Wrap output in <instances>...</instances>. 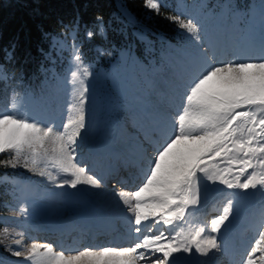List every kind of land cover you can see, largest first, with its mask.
I'll use <instances>...</instances> for the list:
<instances>
[{"label": "snow or ice", "instance_id": "snow-or-ice-1", "mask_svg": "<svg viewBox=\"0 0 264 264\" xmlns=\"http://www.w3.org/2000/svg\"><path fill=\"white\" fill-rule=\"evenodd\" d=\"M162 3L145 0V7L160 14ZM167 18L185 30L192 46L177 88L156 109L150 134L136 143L134 163L141 182L133 185L134 191L115 193L134 242L130 247L57 251L51 243L25 245L23 233H18L13 244L19 250L9 251L22 258L21 264H181V258L193 252L215 256L224 251L221 237L232 223L236 204L257 191L264 197V20L258 36L250 32L243 48L225 55L202 37L196 20ZM98 30L102 34L103 26ZM77 33L78 25L71 31L75 70L67 81L73 87L66 122L57 128L30 116L13 92L0 109V168L27 169L58 188L100 189L103 178L89 174L88 165L76 159L87 127V79L92 75ZM94 35L85 32L87 39ZM0 78L7 79L2 68ZM214 194L223 197L220 214L195 224L196 210ZM26 212L20 209L21 215ZM251 228L257 238L241 264H264V205Z\"/></svg>", "mask_w": 264, "mask_h": 264}, {"label": "rangeland", "instance_id": "rangeland-1", "mask_svg": "<svg viewBox=\"0 0 264 264\" xmlns=\"http://www.w3.org/2000/svg\"><path fill=\"white\" fill-rule=\"evenodd\" d=\"M125 1L118 0L123 9ZM162 5L175 8L180 15L199 22L202 37L215 43L225 55L243 48L249 33L259 31L264 20V0H249L247 7L232 0H163ZM100 25L103 26L102 34L98 30ZM88 30L96 33L92 39L85 37ZM71 31L53 36V49L47 53L50 64L40 73L11 78L0 64L7 76L6 80L0 78V109L7 106V98L15 92L18 100L23 102V110L30 116L50 121L57 128L66 122L73 87L67 81L70 72L75 70L71 64ZM77 36L84 63L92 75L87 79V127L78 141L76 159L81 166L88 165L89 174L102 177L107 190L87 185L58 188L36 173L23 172L20 175L18 171L19 175L7 176V180L2 176L0 186L5 192L9 213L0 214L3 230L8 229L0 242V264H21L22 258L12 255V251L19 250L13 244L20 238L18 233H23L25 245L51 243L57 251L84 246H114L108 245L105 237L100 236V229H91L87 222L101 216L104 208H109L101 195L103 192L135 190L132 175L135 172L140 174L134 163L136 143L150 134L147 121L152 120L156 109L165 104V96L158 92L157 87L163 85L173 94L184 69L186 54L192 46L186 32L181 34L177 45L164 41L160 36L151 38L139 32L137 35L132 33L127 41L119 35L116 40H120V46L116 47L111 44L103 21L78 29ZM99 74L100 83L96 87ZM114 165L117 169L109 171L105 181L103 168ZM107 181L109 183H105ZM222 201V195H212L196 210L194 223L219 215ZM256 205L259 207L255 213L251 210ZM262 205L264 197L259 191L236 204L234 218H230L232 223L221 237L224 251L211 257L198 256L199 263L230 264L226 245L231 244L228 238L236 236L237 229L240 239H244L247 245L242 256L239 255L242 260L257 238V230H253L251 224L259 216ZM22 207L27 208L23 215L20 214ZM121 218L117 215L115 221L120 223ZM133 242L131 237L117 246L130 247ZM189 262L190 256L181 258V264Z\"/></svg>", "mask_w": 264, "mask_h": 264}, {"label": "trees", "instance_id": "trees-1", "mask_svg": "<svg viewBox=\"0 0 264 264\" xmlns=\"http://www.w3.org/2000/svg\"><path fill=\"white\" fill-rule=\"evenodd\" d=\"M232 1L247 7L249 0ZM124 5L125 9L118 0H0V64L11 78L40 73L50 64L47 53L53 49L54 35H64L76 25L80 29L97 21L107 25L111 44L116 47L120 46V40H116L119 35L127 41L132 33L141 32L177 45L185 32L167 18H186L175 8L161 5L157 14L145 7V0H126ZM18 171L20 175L33 174L24 168H0V178L19 175ZM2 190L0 186V214L9 213ZM3 236L0 224V242Z\"/></svg>", "mask_w": 264, "mask_h": 264}, {"label": "bare ground", "instance_id": "bare-ground-1", "mask_svg": "<svg viewBox=\"0 0 264 264\" xmlns=\"http://www.w3.org/2000/svg\"><path fill=\"white\" fill-rule=\"evenodd\" d=\"M255 34L258 36L259 31H256ZM99 78H100V74H99V77L97 78V81L95 82L96 87L100 83ZM157 88H159L158 92L163 93V96H165V100L163 103H166L165 101H167L172 96V93L163 85H160ZM147 122L149 125L148 128L151 129L152 120H148ZM116 169H117V167L115 165L111 168H106V167L103 168L102 172L104 174V178H106L105 181L107 180V178L109 176L108 175L109 171L114 172V170H116ZM137 176L138 175L136 173L134 176H132L133 177L132 180L134 181V184L138 183L136 180ZM121 180L125 181L124 178H122ZM105 183H109V182L107 181ZM123 183H125V182H123ZM110 185H112V182ZM112 187H114V186H112ZM101 188L103 189V191H105V189H106V188H104V186H102ZM103 191H101V192H103ZM116 192H118V191L117 190H111L108 192H103L101 194L104 198V202L108 203V204H106V205H108L106 207H109V208L108 209L104 208L101 216L95 217L92 220H89L87 222V224H90L91 229H93V228L100 229L102 231V234L100 236L105 237V241L108 245H114V246L121 245V244L123 245L126 242L127 238H131V236L129 235V232H128V227H129L128 222L125 219L126 213L123 212V206L118 203L117 197L115 195ZM258 207H259L258 205L254 206L253 210H251V211L256 213L258 210ZM117 215H121V217H122L120 219V223H117V221H115V217ZM251 216H253V215H251ZM235 231H236V236H234L233 238H228L229 239L228 242H231V244L228 243L227 244L228 246L226 245V248L228 249V257H229L228 261L230 262V264L240 263L241 259H240L239 255H241V253L245 252L246 246H247L245 243L246 241H244V239H240V235H239L240 231L238 229ZM237 242L239 243V246H237V244H238ZM229 244H230V246H229ZM236 247H238V248H236Z\"/></svg>", "mask_w": 264, "mask_h": 264}, {"label": "water", "instance_id": "water-1", "mask_svg": "<svg viewBox=\"0 0 264 264\" xmlns=\"http://www.w3.org/2000/svg\"><path fill=\"white\" fill-rule=\"evenodd\" d=\"M190 264H200L198 255L195 252L190 256Z\"/></svg>", "mask_w": 264, "mask_h": 264}]
</instances>
